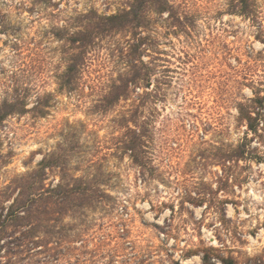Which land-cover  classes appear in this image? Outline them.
Listing matches in <instances>:
<instances>
[{
  "label": "rangeland",
  "instance_id": "1",
  "mask_svg": "<svg viewBox=\"0 0 264 264\" xmlns=\"http://www.w3.org/2000/svg\"><path fill=\"white\" fill-rule=\"evenodd\" d=\"M170 1L191 27L160 17L155 28L146 58L158 96L147 108L152 124H139L152 158L144 169L116 121L133 100L97 106L123 69L118 48L127 36L92 45L77 90L59 78L74 52L68 34L92 13L116 14L133 0H0V190L50 156L58 163L47 182L86 176L107 194L87 210L78 248L54 264H205L201 252L212 247L264 264V106L253 111L258 130L238 110L241 100L264 98V0H251V16L235 0ZM6 103L16 112L7 114ZM79 216L66 217L73 232ZM95 236L107 240L97 247Z\"/></svg>",
  "mask_w": 264,
  "mask_h": 264
},
{
  "label": "trees",
  "instance_id": "2",
  "mask_svg": "<svg viewBox=\"0 0 264 264\" xmlns=\"http://www.w3.org/2000/svg\"><path fill=\"white\" fill-rule=\"evenodd\" d=\"M235 2L238 6L236 11L249 16L255 15L256 10L251 0ZM160 17L175 27H191L170 0H133L127 9L116 14L101 16L96 12L92 13L85 27L68 34L67 40L74 52L70 54L66 69L59 76L61 87L77 90L85 72L86 54L90 53L92 45L105 36H127L118 48L124 64L123 69L110 83L103 86L105 92L97 106L102 107L103 111H109L122 101L133 100L132 106L116 121L117 124H125V150L144 169L152 158L149 155L145 130H141L139 124H152L154 117L146 115L147 108L152 110L158 96L154 85L153 62L146 57L154 55V33ZM249 101H239L240 117L248 122L251 130H258L256 124L260 123V118L257 115L262 114L260 111L264 106V98L259 95ZM6 106H9L7 114L16 112V104L6 103ZM256 109H259L257 115L253 113ZM246 153L242 149L238 157H243ZM57 163L53 157L46 156L39 163L38 169L0 190V264H22L21 261L26 256L36 262L40 254V262L57 263L58 259L69 254V250L78 248V236H85L87 210L105 204L104 197L107 194L99 193L94 188L96 182L86 176L64 174L56 185L47 182L48 169L54 168ZM59 165L62 167L63 164ZM73 212L80 214L78 219L82 226L76 228L75 232V226L65 223L66 217L73 215ZM100 237L95 236V241L92 242L97 247L107 240ZM82 241V245L90 242L84 238ZM201 253L205 264H216L219 261L223 264H258L255 263V258L242 263L233 256H224L221 249L215 247Z\"/></svg>",
  "mask_w": 264,
  "mask_h": 264
}]
</instances>
